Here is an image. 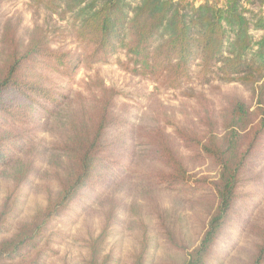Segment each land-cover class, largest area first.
I'll return each instance as SVG.
<instances>
[{"label":"trees","instance_id":"obj_1","mask_svg":"<svg viewBox=\"0 0 264 264\" xmlns=\"http://www.w3.org/2000/svg\"><path fill=\"white\" fill-rule=\"evenodd\" d=\"M61 18L70 17L71 28L84 55L53 49L46 35L26 44L17 32L1 34L0 54V168L11 167L31 138V125L51 116L68 100L70 81L81 62H106L123 52L126 70L151 80L161 90H178L193 78L208 84L214 79L254 88L253 112L240 101L228 109L224 128L205 119L201 128H175L174 134L215 169V177L189 171L182 155L170 144L163 127L139 129L127 153L110 160L106 134L113 125V91H103L98 106L87 119L74 118L62 132L56 149L64 175L49 191L45 205L25 221L13 223L15 200L8 195L0 207V264H46L56 256L49 247V232L71 207L87 196L95 198L109 185L112 174L130 172L136 161L132 144L140 140L142 159L151 167L145 179L156 187L212 203L189 247L165 232L166 247L181 256L160 264H209L237 211L242 188L250 180L264 145V0H32ZM253 32L262 33L257 39ZM25 174L14 177V185ZM158 208L155 202L152 203ZM107 212L96 237L83 240L86 254L80 264H112L104 242L112 224ZM162 213H158L161 219ZM139 237L129 264H145L149 238L147 225L137 218ZM134 221V224H135ZM162 224V222H161ZM255 242L245 264H264V222L252 227Z\"/></svg>","mask_w":264,"mask_h":264},{"label":"rangeland","instance_id":"obj_2","mask_svg":"<svg viewBox=\"0 0 264 264\" xmlns=\"http://www.w3.org/2000/svg\"><path fill=\"white\" fill-rule=\"evenodd\" d=\"M12 29L24 44L43 34L53 49L85 53L74 37L70 17L61 18L58 14L37 9L32 0H0V35L4 36ZM253 35L257 39L262 33L253 32ZM5 47L0 36V54L4 53ZM83 59L74 77L64 84L69 97L63 107L51 116L39 117L29 128L31 138L16 156V163L0 168V207L11 194L15 200L13 223L27 220L36 209L45 205L49 191H56V180L64 175L63 157L56 149L57 141L72 119H87L92 114L103 91L114 93V122L106 134L110 160L127 153L134 133L139 129L158 126L165 129L168 141L182 155L189 171L206 177H215L214 167L200 158L190 144L180 140L174 129L197 130L208 117L221 132L234 101L245 104L250 112L256 107L253 87L217 79L202 83L195 77L196 66L192 69L193 78L181 89L161 90L151 80L128 72L123 52L106 62L90 63ZM132 144L137 155L130 172L122 176L112 174L111 182L98 196H87L75 203L49 232V247L56 256L47 258L46 264H80L86 254L83 240L99 234L105 216L112 208V224L104 242V252L112 257V264L130 263L139 237L137 218L142 219L148 229L145 264L181 259L179 254L166 247L165 232L174 241L181 239L189 247L196 243L212 207L211 201L185 197L151 185L143 174L151 164L146 158L142 159L140 140ZM261 149L263 157L255 161L250 180L237 201V211L209 264H245L252 255L255 239L251 229L264 222V145ZM23 174L25 179L15 187L14 177ZM158 213H162L161 219Z\"/></svg>","mask_w":264,"mask_h":264}]
</instances>
